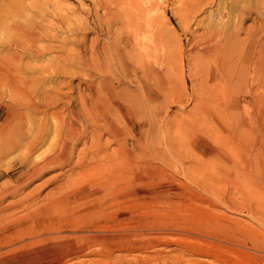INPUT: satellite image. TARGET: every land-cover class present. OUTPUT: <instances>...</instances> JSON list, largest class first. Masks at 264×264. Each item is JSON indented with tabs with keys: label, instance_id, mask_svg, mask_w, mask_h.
<instances>
[{
	"label": "bare ground",
	"instance_id": "obj_1",
	"mask_svg": "<svg viewBox=\"0 0 264 264\" xmlns=\"http://www.w3.org/2000/svg\"><path fill=\"white\" fill-rule=\"evenodd\" d=\"M90 1L93 2V10L83 8L81 11L86 10L84 12L87 16L83 18L70 8L73 5L71 0H24L22 7L24 20L20 18V22L11 17L8 22L11 39L5 41L6 46H1L5 50L0 52V180L7 175V179L0 183V228H7L10 224L18 227L16 236L17 232L21 231V240L31 239L28 244H23L22 248L26 245L31 246L21 254L13 249V253L19 252V256L9 261L0 260V264H40L44 256L57 252L55 245H52L57 242L56 239L43 237L62 232L64 225L73 228V231H83L86 234L85 238H82L83 241L70 240L71 246L76 247V250H79L85 240H91L106 250L109 244L118 249L125 247L123 242L126 235L120 234L123 229L118 222L120 214L126 211L122 212L123 205L135 203L142 195L136 186L144 177H165L163 168H156L157 166L148 168V171L142 174L139 158L123 147L127 135L136 137L137 141L143 140L142 143L139 142L143 150L156 145L157 136L149 132L157 124L163 125L166 122V111L170 109L169 104L172 105L174 100L168 103L172 88L171 83L163 81L164 78L167 80L168 74L167 70L162 69L165 62L158 66L159 71L155 72L153 69L157 9L152 6V0ZM203 1L204 4L214 2ZM76 2L83 7L85 0ZM259 3L264 7V0H259ZM33 10L35 16H32ZM249 10L247 7L238 10L241 20L250 15ZM223 16L226 17L224 13ZM241 28L236 27L234 31L229 30L226 33L219 31L220 29L206 30L205 36L202 37V48L194 47L195 50L193 49L187 57V65L190 67L192 63L198 67L200 73L202 72V94L205 98L208 101H215L221 108L231 107L234 111L231 118L222 122L231 132L229 144L232 143L240 150L241 146L247 143L254 122H259V127L264 129V43H259L262 37L261 31L257 28V31L251 32L248 30L243 32ZM89 32L102 36L106 41L100 43L95 38L87 47L84 46ZM242 33L243 39L240 38ZM56 51H59V54L62 52L61 55L57 57L54 55L56 58L45 65L36 63L35 60L43 54ZM84 53L87 60L78 56ZM179 57L180 66L184 67L186 57L181 49ZM90 69L97 73L96 79L88 75ZM56 75L68 82L64 83L62 80L55 85H41L40 89L33 90L32 87L37 85L41 76L49 80ZM77 78L82 79L81 84L84 88L71 86L72 80ZM186 90L184 83L182 91ZM84 91L87 93L82 95ZM73 94L76 97H73ZM179 100H175L173 104L182 105ZM203 104L202 100H195L185 116L175 117L181 118L175 120L178 122L177 128L185 125L181 120L196 118V121L202 122L200 107ZM241 104L255 106V113H249V120L240 119L238 111ZM163 109L166 111L163 112ZM166 123L164 135L170 148L172 146L170 131L175 127L170 122ZM207 124H211L212 129L220 134L226 132L215 119H210ZM104 134L120 140L118 150L107 151L109 141L102 142ZM261 136L263 137L260 140L258 137L259 142L255 145L253 153L248 154L251 162H246L247 157L243 159L240 152H232L231 158L223 161L237 167L230 178H240L243 175L239 171L241 168L248 172H262L264 135ZM178 137L179 143H176L179 147L184 141L181 140L183 137L180 138V135ZM80 143L84 148L78 154L73 169L69 171L70 175H66L63 173V167L71 164L74 149ZM86 144H89L91 151L94 149L92 153L89 152V148H85ZM169 153L172 159L182 162L180 159L182 156L178 151L171 148ZM14 154L17 156L13 157ZM96 157L105 161V164L101 165L99 161H94ZM168 161L163 159L162 164L164 162L166 164L164 168L175 171L176 166ZM90 162L95 164L93 168L89 167ZM14 164L17 166L16 172L8 175ZM100 165L103 167L98 171ZM74 168L78 170L80 178L91 173L95 177H92L94 178L92 181H83L85 187L80 188L82 182L75 183L71 179L75 176L72 175ZM201 168L202 166L198 167ZM54 170L60 172L42 186L25 193L34 182ZM208 173V177L212 178L214 173L211 170ZM215 173L221 175L222 171L218 169ZM46 185L52 186L54 192L47 193L39 200ZM129 187L131 189L127 190ZM166 188L164 187L165 191ZM129 197L135 199V202L125 204L124 200ZM167 197L166 195V199ZM9 199L14 202L5 204ZM82 201H87L88 207L85 206L80 211L73 207L74 203ZM136 204L139 205L137 202ZM162 204L169 205L166 202ZM10 211L17 213L8 215ZM158 211L161 212L160 209ZM115 214H118L116 227L111 231L116 233L91 234L109 229L107 220ZM140 220L138 226H134V231L143 225L146 228L144 222L147 219ZM135 221L137 222L138 218ZM152 226L149 228L153 229ZM36 244L39 246L35 248ZM11 252L12 250L8 252L10 257ZM103 256L104 259L110 257L108 253L102 254Z\"/></svg>",
	"mask_w": 264,
	"mask_h": 264
},
{
	"label": "rangeland",
	"instance_id": "obj_2",
	"mask_svg": "<svg viewBox=\"0 0 264 264\" xmlns=\"http://www.w3.org/2000/svg\"><path fill=\"white\" fill-rule=\"evenodd\" d=\"M71 2L73 3L72 6L75 8L72 6H70V8L75 10L80 17L84 18L86 16V12L84 11L88 8L93 10V2L91 3L90 0H85L84 6L88 5L85 7L78 5L76 0H71ZM24 3V0H0V52L5 50L1 47L6 46L5 41L8 42L11 39V33L8 28V22L11 20V17L18 21L20 18L22 21L24 20L25 14L22 13ZM152 3V6H155V10L157 9L155 11L156 22L154 31L156 35V44L153 59L155 61V66L153 69L155 72L159 71L158 66L160 67V65L165 62L164 68L162 69L163 71L167 70L168 74L166 75L167 80L164 78L163 81L168 84L171 83L170 87L172 88L170 102L168 103H171V100L174 99L172 105L169 104L170 109L166 108L167 111L163 109V112L166 111V122H170L175 127V129L171 130L172 132L170 131L172 146L169 148L165 141L164 127L167 124L165 122L163 125L157 124V126L149 132H153L158 138L157 144L149 147L150 149L146 147V150H143L141 144H139V142L142 143L143 140L137 141L136 137L130 135L125 137L123 147L129 150L131 154L133 153L135 157L137 156V159L139 158L138 162L142 174L148 171V168L157 166L156 168H163L165 177H144V179L137 184L136 189L143 195V197L141 195L136 199L139 205L136 204L135 199L131 197L124 200L125 204L132 201L135 202L123 205L124 210L122 209V212L126 211L120 214L118 218V222L122 224H120V226H122L123 229L120 231V234L126 235L125 239L128 238L126 239V244L124 243V239L123 245H125V247L118 249L109 244L111 248L108 246L106 250L94 244L91 240H85L82 242L79 250H76V247L73 246V248L71 246L70 240L79 239L83 241L82 238H85L86 234L83 231H73V228L64 225V230L62 232L43 237L56 239L57 242H53L54 244L52 245H55L57 252L54 251L51 255L44 256L40 264H264V169L261 173H256L253 171H243L241 168L239 171L243 175L240 178H232L237 167L233 166L232 163L223 162L225 159L231 158L232 152H240V156L242 154L243 159L247 157L245 159L246 162H251V158L248 154L251 152L253 153L254 147H256L255 145H257L261 137H263L261 135H264V129L259 127L260 123L256 121L253 123V127L251 126L253 131L251 130L252 132L249 133V139L245 145L241 146V150L233 146L232 143L229 144L230 139L228 138L231 137V132L226 128L223 122L231 118L234 111L231 107H219L213 100L208 101L204 94H202V72L200 73L198 67L192 65V63L190 67L187 65V57L192 53L191 51L193 49L195 50V48H202V37L205 36L206 30L212 31L213 29H220L219 31L226 33L229 30V32L234 31L233 29L236 27H242L241 29H243V32L245 30L250 32L253 30L257 31L258 29L261 31L260 35L262 37V41L260 40L259 43H264V33H262L264 32V7L260 5L259 0H214L211 4H204L203 0H152ZM243 7L250 9V15L244 20H241L238 16V10ZM83 8H86V10L81 11ZM223 13L226 17L223 16ZM32 16H35L34 10L32 11ZM95 38H97L100 43L106 41L102 36H96L94 32H89L86 35V44L84 46L87 47L89 42ZM240 38H244L243 33L240 35ZM196 43H199L198 46ZM74 49L76 48L74 47ZM180 49L182 50V54L186 57L184 67L180 66ZM61 53L62 52L59 54V51L54 53L48 52L35 61L36 63L38 62V65H45V63L51 59H55L57 55L60 56ZM78 56L87 60V55L85 53L84 55ZM88 75L92 79L98 77L93 69L89 70ZM41 77L37 85L32 87L33 90L40 89L41 85H55L58 81L63 80L57 77V75V78L54 76V78L50 77L49 80ZM63 82H68V80H63ZM81 83L82 79L77 78L72 80L71 86L84 88ZM184 83L186 84V91H182ZM86 93L87 92L84 91L81 94L85 95ZM72 96L76 97L75 94ZM198 99L204 102L200 107L202 110V122L196 121L195 117V119L191 118L186 121L181 120L185 125H182L183 127L181 128H177L176 125L178 122L175 120L181 118L176 119L175 117L180 115L185 116L195 100ZM175 100L181 101L182 105L173 104ZM254 109L255 106L251 107V105L246 106L241 104L238 111L240 113V119L244 118L242 120H249L250 114H253L255 111ZM210 119H215L219 125L221 124V127H224V131L226 132L220 134L214 131L211 124H207ZM243 122L245 123L246 121ZM175 131L177 133H175ZM173 133H175V135H173ZM177 134L180 135V138H184L181 139L184 143L179 145V147L177 145V143H179V135ZM176 135L177 138L175 137ZM103 136L102 142L109 141L106 146L108 152L118 150L120 147V140L106 134ZM226 139H228L227 143L225 142ZM83 142H85V140H83ZM82 143L75 147L71 164L63 167V173L66 175H70L78 154L83 150L84 147ZM88 146L89 144H86L85 148L88 149ZM171 148L176 150V152L178 151L180 156H182L184 159L180 157L182 162L170 157L171 155L169 152ZM88 150L92 153L94 149L91 151L89 148ZM16 156L17 154H14L13 157ZM163 159L175 165L176 172L164 168L166 164L165 162V166L162 164ZM94 161H99L101 165L105 164V161L97 157ZM220 161L221 163H219ZM101 165L97 168L98 171L102 169L103 166ZM244 165L246 166V164ZM94 166L95 164L90 162L89 167L93 168ZM199 166H202V168L198 169ZM218 169L222 171L221 175L215 173ZM16 170L17 166L14 164L12 171L8 175H13ZM74 170L72 175L75 176H72L71 179L75 181V183L82 182L79 186L80 188L85 187V182H87V180L92 181L94 179L92 177H95L92 176L91 173L88 176L80 178V176L78 177V170L76 168H74ZM209 170L214 173L212 178L209 176L210 179L208 177ZM59 172V170H54L46 173L42 178L27 188L25 193H29L33 188L42 186L44 182L55 177ZM230 176L232 177L230 178ZM6 179L7 175H4L0 183L4 182ZM167 186L169 189L171 188L173 190H168V188H166ZM130 189L129 187L127 190ZM259 190L261 191L259 192ZM53 192L52 186H44L39 200L44 198L47 193ZM165 194L168 196L167 199ZM146 196L151 197L146 198ZM9 202H14V200L9 199L5 204ZM163 202L164 204L165 202L166 204L169 203V205L165 206L162 204ZM87 205H89L87 201H82L74 203L73 207L80 211ZM176 206H178V208H176ZM157 208L158 210L160 209L161 212H159ZM10 212L7 214L14 215L17 213V211ZM20 215L21 213H19L18 216ZM117 216L118 214H115L107 220L109 224L108 227H110L109 229H100V232H92L91 234L100 235L99 233H116L111 230H114L116 227L115 221ZM137 218L138 221L136 222L135 220H137ZM140 219H147L145 222L147 221L146 223L148 225L143 221L146 228L143 225V227H138L137 230L135 229L134 231L133 228L134 226H138V222H141ZM151 221L153 223L155 222L154 225L156 224L157 226H152L153 223H151ZM167 221H169V223ZM12 226L13 225L10 224V226L4 228L5 230L0 228V260L9 261L13 257L19 256V252L21 254V252L30 249L31 245H26L24 248H22V246L23 244H28L31 239L26 238L21 240V231L17 232L16 236L15 233L18 227L15 228V226ZM149 226H152L153 229L149 228ZM92 230L94 231L93 228ZM1 244L3 247H1ZM37 246L39 245L36 244L35 248ZM13 249L19 251L18 254H16V252L13 253ZM11 250L12 255L10 257L8 252ZM6 253L8 255H6ZM107 253L110 257L109 259H104L105 257H102V254L105 255ZM56 256H58L59 259Z\"/></svg>",
	"mask_w": 264,
	"mask_h": 264
}]
</instances>
